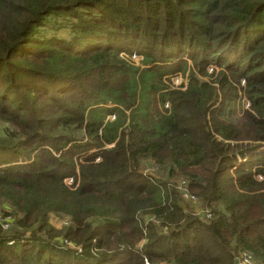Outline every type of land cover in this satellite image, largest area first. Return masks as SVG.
Here are the masks:
<instances>
[{
	"label": "trees",
	"instance_id": "trees-1",
	"mask_svg": "<svg viewBox=\"0 0 264 264\" xmlns=\"http://www.w3.org/2000/svg\"><path fill=\"white\" fill-rule=\"evenodd\" d=\"M263 147L264 0H0V264H264Z\"/></svg>",
	"mask_w": 264,
	"mask_h": 264
},
{
	"label": "rangeland",
	"instance_id": "rangeland-1",
	"mask_svg": "<svg viewBox=\"0 0 264 264\" xmlns=\"http://www.w3.org/2000/svg\"><path fill=\"white\" fill-rule=\"evenodd\" d=\"M140 61H141V58L139 57L137 59H134L133 62L132 61L131 62L133 65L139 66L141 63ZM212 70L209 68L208 69L209 73L212 74ZM218 71L219 70L215 71L214 76L212 77L211 81L216 79ZM170 78H171V81H170L171 86H169L170 88L180 87L182 84H185V81H186L185 78L180 73L173 74L170 76ZM206 80L210 81L208 77L206 78ZM237 104H235V106L233 107L234 108V113H233L234 115H232V116L234 119L239 118L241 116V113H242V111H241V109H242L241 105L242 104H239V106ZM158 110L160 112H163L164 107H162L161 105H158V108H157V105H154V113L158 112ZM239 161L242 162V160H240V159H239ZM143 165L145 167L144 168L145 174H149L151 176H153V175L160 176L162 179H166V177L162 173L159 174V170L154 167L153 163L147 161ZM70 181H73V180L71 178H66L64 180V182L67 186H71ZM169 184H170V186H173L175 188V190L178 191L179 197L181 199V205L186 209H191L194 216L198 217L201 221H204L205 220L204 215L206 214L205 210L203 209L202 204L199 202V200L194 199L190 195L184 181L172 179V180H169ZM10 217L11 216H10L9 209L6 206H4V204L0 205V227L3 231L7 230L6 228H3L4 224L8 223V227H9V224L12 222ZM49 224L55 232H60V230L66 225V220L57 218L55 216H51L49 218ZM55 242L60 243L61 240H55ZM9 244H12V243H9ZM69 246L72 247L71 245H69ZM160 264H166V263H160ZM255 264H257V263H255Z\"/></svg>",
	"mask_w": 264,
	"mask_h": 264
},
{
	"label": "built area",
	"instance_id": "built-area-1",
	"mask_svg": "<svg viewBox=\"0 0 264 264\" xmlns=\"http://www.w3.org/2000/svg\"><path fill=\"white\" fill-rule=\"evenodd\" d=\"M137 58H139V57L133 56L132 57V60L137 59ZM164 108L167 109V110H169L170 109V106L168 104H165L164 105ZM72 184H73L72 181H70V185H72ZM3 228H6L7 229L8 228V223H5L4 226H3ZM145 264H148V262L145 261ZM238 264H255V262L253 261V259H252V257H251L250 254H248V253H241L239 255V258H238Z\"/></svg>",
	"mask_w": 264,
	"mask_h": 264
}]
</instances>
